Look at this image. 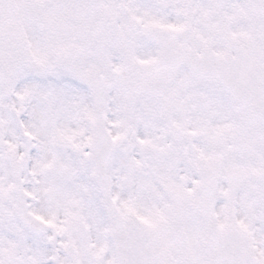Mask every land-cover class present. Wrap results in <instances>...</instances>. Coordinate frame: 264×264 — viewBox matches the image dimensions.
Masks as SVG:
<instances>
[{"label": "snow or ice", "instance_id": "snow-or-ice-1", "mask_svg": "<svg viewBox=\"0 0 264 264\" xmlns=\"http://www.w3.org/2000/svg\"><path fill=\"white\" fill-rule=\"evenodd\" d=\"M0 264H264V0H0Z\"/></svg>", "mask_w": 264, "mask_h": 264}]
</instances>
